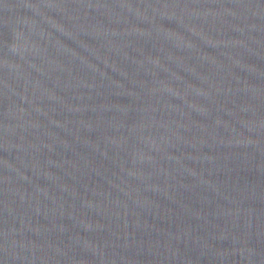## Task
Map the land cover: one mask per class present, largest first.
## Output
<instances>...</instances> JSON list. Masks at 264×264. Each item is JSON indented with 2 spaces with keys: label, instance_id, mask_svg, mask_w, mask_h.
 I'll list each match as a JSON object with an SVG mask.
<instances>
[{
  "label": "water",
  "instance_id": "water-1",
  "mask_svg": "<svg viewBox=\"0 0 264 264\" xmlns=\"http://www.w3.org/2000/svg\"><path fill=\"white\" fill-rule=\"evenodd\" d=\"M0 264H264V0H0Z\"/></svg>",
  "mask_w": 264,
  "mask_h": 264
}]
</instances>
